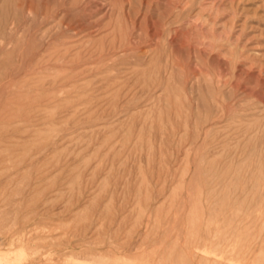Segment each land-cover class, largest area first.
<instances>
[{
	"label": "rangeland",
	"instance_id": "obj_1",
	"mask_svg": "<svg viewBox=\"0 0 264 264\" xmlns=\"http://www.w3.org/2000/svg\"><path fill=\"white\" fill-rule=\"evenodd\" d=\"M0 264H264V0H0Z\"/></svg>",
	"mask_w": 264,
	"mask_h": 264
}]
</instances>
